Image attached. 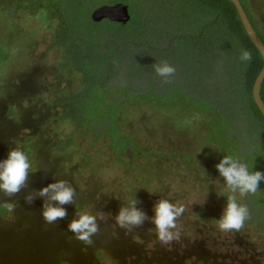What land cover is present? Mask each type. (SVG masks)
<instances>
[{
  "label": "rangeland",
  "instance_id": "rangeland-1",
  "mask_svg": "<svg viewBox=\"0 0 264 264\" xmlns=\"http://www.w3.org/2000/svg\"><path fill=\"white\" fill-rule=\"evenodd\" d=\"M180 1L188 3L88 0L73 17L52 0H0V160L19 145L33 163L18 193L0 191V264H264V181L239 198L250 210L242 229L215 222L228 195L220 160L235 154L264 172V119L252 95L263 62L232 8L204 15L196 4L191 20ZM118 2L131 5L130 21L92 19ZM246 4L264 34V0ZM164 60L176 68L168 82L153 67ZM176 88L186 101L146 96ZM110 128L133 144L119 148ZM58 180L75 197L48 223L36 193ZM163 198L186 208L181 241L168 246L152 221ZM130 200L146 218L127 231L115 217ZM81 212L97 217L91 243L69 230Z\"/></svg>",
  "mask_w": 264,
  "mask_h": 264
},
{
  "label": "clouds",
  "instance_id": "clouds-1",
  "mask_svg": "<svg viewBox=\"0 0 264 264\" xmlns=\"http://www.w3.org/2000/svg\"><path fill=\"white\" fill-rule=\"evenodd\" d=\"M252 60L251 52L242 49L240 61L247 63ZM156 74L168 82L174 76L176 68L167 60L153 64ZM219 174L224 178L227 195V203L222 214L215 219L217 227L222 232L239 231L250 218V210L241 197L255 195L259 191V183L264 181V172L253 171L252 164L249 165L244 159L235 154L225 155L216 165ZM33 169L32 159L27 149L19 145L10 150L7 157L0 160V191L7 195H15L25 185L29 172ZM36 195L46 198L43 208V216L48 223L66 215V204L72 203L75 197L74 188L65 180H58L41 188ZM32 195L26 197L31 203ZM12 205V204H11ZM13 207V205H12ZM185 205L173 202L170 199H160L154 205V216L152 221L159 242L168 246L173 241H181V232L177 221L185 213ZM146 218V214L136 207V201L130 200L127 207H121L115 217L119 227L131 231L139 226ZM104 219L103 216L100 217ZM71 230L78 240L91 243V238L98 232L97 217L88 212H81L78 218L70 225Z\"/></svg>",
  "mask_w": 264,
  "mask_h": 264
},
{
  "label": "trees",
  "instance_id": "trees-1",
  "mask_svg": "<svg viewBox=\"0 0 264 264\" xmlns=\"http://www.w3.org/2000/svg\"><path fill=\"white\" fill-rule=\"evenodd\" d=\"M52 1H55L57 3V5L59 7H61V9L64 7L65 8V11L64 12L66 13V15L70 11L71 12V15H73V17L75 15H78V14L80 16V14H81V11L80 10L83 8L84 3L86 4L88 2V0H52ZM123 1H125V0H123ZM213 1L214 0H188V3L180 1V7H178V8H180V9L182 8L184 11H187L188 14L190 16H192L191 17V20L196 18V16L193 13V11H195V8H196V6H194V5H196V4L199 5V8L200 9H203L204 15L212 14V12H215L217 15H219L220 11L223 10L225 7L232 8V10L234 11V13L236 14V16L238 18L237 20H238V23L239 24L238 23L237 24L244 31V33H245V35L247 37V40L249 41V43L252 46V48L258 53L259 62L261 64L263 62L262 55L260 54L259 50L255 47L254 43L250 40L249 36L247 35V33H246L245 29H244V26H243V24L241 22V19L239 17V14H238V12H237V10H236L233 2L231 0H217V4L214 6L213 5ZM241 1H242V4H243V6H244V8H245V10H246V12H247V14L249 16V18H250V20H251L254 28L256 29V31L258 32L260 38L264 42V34L261 33L262 34L261 35L260 32L258 31V29L256 28L255 24L253 23L252 15L249 12V8H248V6L246 4L247 0H241ZM164 4H165V2H164ZM129 7H131V5H129ZM204 15H202V17H204ZM64 16H65V14H64ZM64 16H63V18H64ZM67 16H69V15H67ZM229 39L231 40L230 37L229 38H224V41L226 43H228L229 42ZM107 63H110V61L107 60ZM257 63H258V61L255 63L258 66L259 64H257ZM90 75H91L90 78L93 79V75L92 74H90ZM262 84L263 85L261 86V95H262V91L264 89V80H263V83ZM90 86L91 85H89L88 87L90 88ZM150 95L159 98V101L161 103L162 102H167V103H170L171 102V103H174V102H177V101L184 102V101H186L187 96H188L187 93L184 92L182 89H177V88L176 89H173V90H171L169 92H163V93H158L155 90H151V92H148L146 94V96H150ZM87 97H88V99H90V103L91 102H95L97 100L96 93L95 92L92 93V92H90V90L88 91V96ZM91 104H93V103H91ZM200 105L204 106V104H200ZM112 110H113L112 107H111V109L106 110V112L108 113V116H109V120H110V118H112L110 116L111 113H112ZM258 112H260V110H258ZM261 117L264 119L263 115ZM113 122L114 121L112 120L111 121V124H112L113 129H114V123ZM109 131H110L109 133L111 134L112 142H114V143L117 142L119 144V148L123 149L124 148V145H127V144L131 145V144H133V141H131V138H130L131 136H123L122 135L123 136V139H121V143H120L119 142V138L117 137L118 135L115 133V130H113L114 132L112 133L111 132V128H110Z\"/></svg>",
  "mask_w": 264,
  "mask_h": 264
},
{
  "label": "water",
  "instance_id": "water-1",
  "mask_svg": "<svg viewBox=\"0 0 264 264\" xmlns=\"http://www.w3.org/2000/svg\"><path fill=\"white\" fill-rule=\"evenodd\" d=\"M239 14L244 29L249 36L250 40L254 43L255 47L259 50L263 58V65L260 69L252 89V95L255 104L264 116V100L261 95V86L264 80V42L260 38L258 32L254 28L241 0H231ZM92 19L94 21H101L103 19H109L114 22L126 23L130 21L131 14L129 11V5L123 2L115 4H102L97 7L92 13Z\"/></svg>",
  "mask_w": 264,
  "mask_h": 264
}]
</instances>
